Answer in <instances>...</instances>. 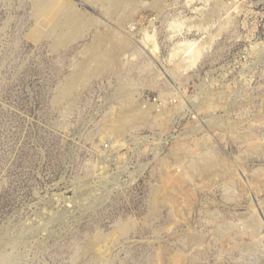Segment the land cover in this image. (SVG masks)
<instances>
[{"label": "rangeland", "instance_id": "1", "mask_svg": "<svg viewBox=\"0 0 264 264\" xmlns=\"http://www.w3.org/2000/svg\"><path fill=\"white\" fill-rule=\"evenodd\" d=\"M63 1L0 0V264H264V0L220 34L213 0Z\"/></svg>", "mask_w": 264, "mask_h": 264}, {"label": "bare ground", "instance_id": "2", "mask_svg": "<svg viewBox=\"0 0 264 264\" xmlns=\"http://www.w3.org/2000/svg\"><path fill=\"white\" fill-rule=\"evenodd\" d=\"M101 1H104L105 3L108 1V0H101ZM113 1V0H111ZM110 1V3H111ZM132 1V0H131ZM196 0H189L188 1V4L193 5L195 4ZM233 1V5H228L226 2H224V0H213L214 4L216 5V10H214V12H217V13H223L225 15V17H223V20L221 22V24L219 25V34L224 30V28L228 27L231 25L232 23V20L234 19V15H236L238 13L237 10H239L240 6H241V2L240 0H232ZM133 2V1H132ZM61 3V2H60ZM109 3V4H110ZM69 3L68 1H63L62 3V7H61V10L62 11H68L69 14H70V21L72 22V24H76V17H75V14L71 13L70 12V7H69ZM167 5H164V7L162 9L159 10V13L158 15H160L161 13H163L164 11V8L166 7ZM161 8V7H160ZM195 11H198V9H195ZM54 17H56L55 19L58 18V12L56 14H54ZM53 19V18H52ZM52 22H54V20H48L46 22V26L47 28H50V26L52 25ZM56 22V21H55ZM41 22H39L40 24ZM44 24V23H43ZM41 25V24H40ZM78 25V24H77ZM186 26V28L188 29H192L193 27H196L195 25H193L190 21H177V22H172L170 24V28L172 30V32L175 34L178 30H182L183 26ZM184 26V27H185ZM210 27V26H209ZM209 27L205 28V32L208 31ZM75 28V27H73ZM72 28V29H73ZM77 28V26H76ZM40 29V28H39ZM45 29V28H44ZM71 29V30H72ZM70 30V31H71ZM77 30V29H76ZM152 30H154V22L153 20L150 22V25L143 29L142 30V33H143V41L145 43L146 46H153L154 49H153V52H155L156 54H158L160 51H159V45H158V41H157V38L155 36V34L152 33ZM219 34L217 36H219ZM69 35V34H68ZM76 35V34H74ZM71 36V35H70ZM221 37V35H220ZM123 38H126V37H123ZM218 38V37H217ZM63 43V42H62ZM212 43V36L209 35V37H205L203 38L202 40L200 41H195V42H191V41H185V42H181V43H177L176 46L172 49V52L174 53L173 56L174 57H181L183 58L184 60V63H186L190 68L195 66L198 62V60H200V57L203 55V50L207 48V46L211 45ZM128 44L127 41L121 39V42L119 44L120 47H125L126 45ZM132 44V43H131ZM131 46V45H130ZM206 51V50H205ZM103 65V64H102ZM104 67V66H103ZM95 68V67H93ZM100 69H103V68H100ZM89 70V72H94L96 73L95 71H99V68H97L96 70L95 69H90L89 68V65L86 64V66H84V68H82V71L75 75L72 79H74V83L71 84V86H68L67 88H65V90H62V94H68L72 91H75L76 89V86L77 84L79 83V81L81 80L82 81V76H84L86 73H89L87 72ZM86 71V72H85ZM85 72V73H84ZM100 72V71H99ZM98 73V72H97ZM90 75V74H89ZM86 77V76H85ZM86 80V79H85ZM82 84V83H81ZM80 85V84H79ZM75 89V90H74ZM210 92V91H209ZM208 91H206L205 93V96H209ZM212 92V91H211ZM210 92V93H211ZM222 92V91H221ZM220 95V93L218 94ZM223 95V93L221 94V96ZM205 97V98H206ZM224 99V98H223ZM203 100V99H202ZM206 106L209 105V101L207 100V102L204 103ZM147 110V109H146ZM146 110L142 109V108H139V107H136V108H131V109H128L126 111H123L121 112L119 115H118V123L120 124V129L123 127H127V125L131 122H134V121H138L140 119H143L145 118L146 116ZM184 110V108H183ZM133 112V113H132ZM117 123V124H118ZM118 124V125H119ZM110 136V135H109ZM111 137V136H110ZM109 137V138H110ZM108 139V137H107ZM115 142H113L114 144ZM112 147V146H111ZM114 149V148H113ZM109 150V149H108ZM110 151V150H109ZM108 151V152H109ZM107 153V151H106ZM106 155V154H105ZM114 155V154H113ZM110 156V155H109ZM115 156V155H114ZM159 158V157H158ZM210 163V162H209ZM208 163V164H209ZM213 162H211L212 164ZM207 164V163H206ZM210 164V165H211ZM218 164V163H217ZM205 165V164H204ZM213 166V165H211ZM211 166L209 165H205L204 168L202 169L203 171L202 172H207L208 170H210ZM202 168V167H201ZM142 169V168H141ZM222 169V168H221ZM213 170V167L212 169ZM201 171V170H200ZM208 173V172H207ZM155 193L157 194L158 198H161V194H162V190L160 189H155ZM164 197V196H163ZM166 197V196H165ZM167 201V200H166ZM257 220V219H256ZM254 225V224H253ZM257 229V228H256ZM196 241V240H195ZM201 242V241H200Z\"/></svg>", "mask_w": 264, "mask_h": 264}]
</instances>
